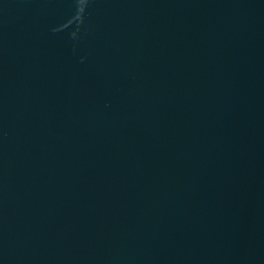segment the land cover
Returning <instances> with one entry per match:
<instances>
[{"label":"water","instance_id":"obj_1","mask_svg":"<svg viewBox=\"0 0 264 264\" xmlns=\"http://www.w3.org/2000/svg\"><path fill=\"white\" fill-rule=\"evenodd\" d=\"M0 264H264V0H0Z\"/></svg>","mask_w":264,"mask_h":264}]
</instances>
